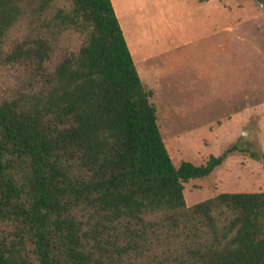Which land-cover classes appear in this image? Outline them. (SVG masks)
<instances>
[{
  "label": "trees",
  "instance_id": "16d2710c",
  "mask_svg": "<svg viewBox=\"0 0 264 264\" xmlns=\"http://www.w3.org/2000/svg\"><path fill=\"white\" fill-rule=\"evenodd\" d=\"M0 72V264H264V191L185 205L240 149L172 164L110 0H0Z\"/></svg>",
  "mask_w": 264,
  "mask_h": 264
},
{
  "label": "rangeland",
  "instance_id": "374dc122",
  "mask_svg": "<svg viewBox=\"0 0 264 264\" xmlns=\"http://www.w3.org/2000/svg\"><path fill=\"white\" fill-rule=\"evenodd\" d=\"M110 1L172 164L240 149L182 182L185 205L264 191V161L241 150L264 154V0Z\"/></svg>",
  "mask_w": 264,
  "mask_h": 264
},
{
  "label": "crops",
  "instance_id": "0c3cea01",
  "mask_svg": "<svg viewBox=\"0 0 264 264\" xmlns=\"http://www.w3.org/2000/svg\"><path fill=\"white\" fill-rule=\"evenodd\" d=\"M115 13V12H114ZM122 32V31H121Z\"/></svg>",
  "mask_w": 264,
  "mask_h": 264
}]
</instances>
